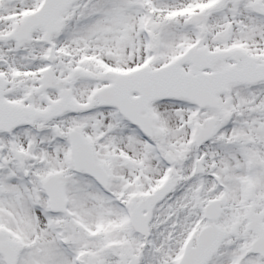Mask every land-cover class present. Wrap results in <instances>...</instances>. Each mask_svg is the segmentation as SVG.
Returning <instances> with one entry per match:
<instances>
[{
  "label": "snow or ice",
  "instance_id": "6c2138e0",
  "mask_svg": "<svg viewBox=\"0 0 264 264\" xmlns=\"http://www.w3.org/2000/svg\"><path fill=\"white\" fill-rule=\"evenodd\" d=\"M0 264H264V0H0Z\"/></svg>",
  "mask_w": 264,
  "mask_h": 264
}]
</instances>
